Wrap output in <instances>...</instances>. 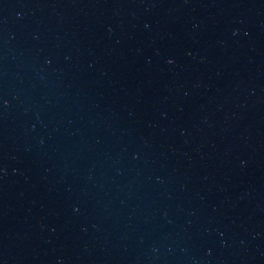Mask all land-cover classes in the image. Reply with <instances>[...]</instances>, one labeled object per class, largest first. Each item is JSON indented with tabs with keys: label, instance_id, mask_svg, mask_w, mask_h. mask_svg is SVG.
<instances>
[{
	"label": "water",
	"instance_id": "obj_1",
	"mask_svg": "<svg viewBox=\"0 0 264 264\" xmlns=\"http://www.w3.org/2000/svg\"><path fill=\"white\" fill-rule=\"evenodd\" d=\"M0 264H264V194L158 0H0Z\"/></svg>",
	"mask_w": 264,
	"mask_h": 264
}]
</instances>
